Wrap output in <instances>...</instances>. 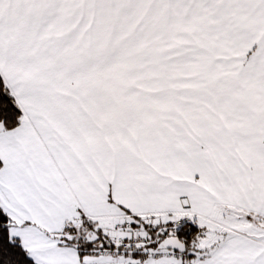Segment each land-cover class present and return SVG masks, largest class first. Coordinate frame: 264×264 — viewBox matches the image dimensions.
Listing matches in <instances>:
<instances>
[{
	"label": "snow or ice",
	"instance_id": "snow-or-ice-1",
	"mask_svg": "<svg viewBox=\"0 0 264 264\" xmlns=\"http://www.w3.org/2000/svg\"><path fill=\"white\" fill-rule=\"evenodd\" d=\"M0 264H264V0H0Z\"/></svg>",
	"mask_w": 264,
	"mask_h": 264
}]
</instances>
